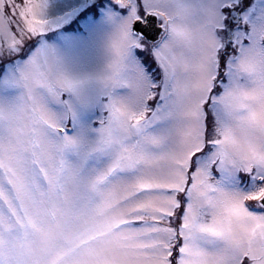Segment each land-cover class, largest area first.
Wrapping results in <instances>:
<instances>
[{"label":"snow or ice","instance_id":"obj_1","mask_svg":"<svg viewBox=\"0 0 264 264\" xmlns=\"http://www.w3.org/2000/svg\"><path fill=\"white\" fill-rule=\"evenodd\" d=\"M47 0H0V264H264V0H97L69 69Z\"/></svg>","mask_w":264,"mask_h":264},{"label":"rangeland","instance_id":"obj_2","mask_svg":"<svg viewBox=\"0 0 264 264\" xmlns=\"http://www.w3.org/2000/svg\"><path fill=\"white\" fill-rule=\"evenodd\" d=\"M96 3L97 0H47L46 19L56 21L65 16L67 19L44 34V43L54 47L65 65L75 72H91L98 67L102 57V43L111 30L105 9L97 19L77 24L82 28L80 31L67 28V23Z\"/></svg>","mask_w":264,"mask_h":264}]
</instances>
